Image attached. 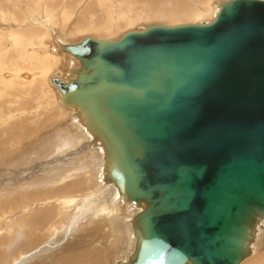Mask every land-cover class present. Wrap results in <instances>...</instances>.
Here are the masks:
<instances>
[{
  "label": "water",
  "instance_id": "water-1",
  "mask_svg": "<svg viewBox=\"0 0 264 264\" xmlns=\"http://www.w3.org/2000/svg\"><path fill=\"white\" fill-rule=\"evenodd\" d=\"M61 49L79 65L51 77L59 101L138 209L115 264H240L264 219V0Z\"/></svg>",
  "mask_w": 264,
  "mask_h": 264
},
{
  "label": "rangeland",
  "instance_id": "rangeland-1",
  "mask_svg": "<svg viewBox=\"0 0 264 264\" xmlns=\"http://www.w3.org/2000/svg\"><path fill=\"white\" fill-rule=\"evenodd\" d=\"M180 1L182 5H176L173 0H155V2L151 0H0V11L1 9L4 11L0 15V59H4L1 61L0 73L6 75L5 77L8 74L10 76L11 72L8 70L16 63L15 66L23 68H19L21 76H25L24 72L28 73L29 64L35 65L28 58L27 53H23L26 46L33 52L42 46L48 48V43H53L51 32L39 24H34L31 17L44 18L59 38L62 37L63 41L72 43L84 36L117 39L124 32L140 30L150 25L201 23L200 19L211 18L212 2L215 0ZM169 10L186 12L180 16L163 15L162 17V13ZM6 29L11 32L12 39H15V34L21 37L20 46H16L14 41L13 44L8 43ZM18 53H21L22 57ZM34 53L38 54V51ZM61 53L54 52L53 55L44 53L41 56L44 61L58 60V65L54 69L62 70L63 74L69 76L68 62L71 57L64 51ZM70 65L77 67L78 61ZM2 77L0 78L3 79ZM38 79L31 87L22 83L23 86H19L21 90L19 94L16 88L8 90L0 85V89L4 90L0 94V101L8 102L2 106L3 109H0V264H115L122 261L130 253L134 243L130 224V219L136 210L133 205L123 202L120 195L114 200L110 196V200L120 207L121 212L122 207L126 211L125 216L121 212L118 213L117 219L114 220L117 222L118 230L112 232L114 225L107 226L105 220L100 219L99 216L93 217L92 214L99 207L88 209L87 203L90 198L76 203L75 207L81 213L73 220L71 216L73 207L65 212L56 204L58 202L60 204L61 196L73 195L79 198L82 194L92 192V186L89 188L85 186L97 179V175L92 177L91 167L94 166V174H97L102 167L104 157L96 149L93 151L95 153L93 157L89 155L94 159V163L90 161L84 163L86 160L84 157H88L89 154L86 152H92L91 140L84 139L86 136L83 135L86 134L78 129L84 128L78 126L79 121L75 122L77 120L75 112L67 113L65 110L71 109L63 107L58 102L55 88L48 85L46 79V83ZM11 100L14 102L10 103ZM46 117L51 119L47 120ZM56 138L59 142L57 140L55 142ZM79 165L83 166L80 171H78ZM89 174L91 176H88ZM78 180H81L83 187L76 188L71 184ZM75 188L76 190H71ZM96 193L98 191L92 196L98 197ZM85 206L88 210L82 212ZM42 208L50 209L52 213L47 220L39 222L34 218V214L36 216L37 211H42ZM97 214L108 220L107 213H101V209ZM114 216L115 213L112 217L115 218ZM121 221L126 227V236L120 234L123 231ZM256 229L253 243L257 247L253 255L240 264H248L251 261L264 264V219L258 223ZM15 234L17 238L14 237ZM22 238L25 241H22ZM16 241H19V244L13 246ZM97 255L98 258L95 257Z\"/></svg>",
  "mask_w": 264,
  "mask_h": 264
},
{
  "label": "bare ground",
  "instance_id": "bare-ground-1",
  "mask_svg": "<svg viewBox=\"0 0 264 264\" xmlns=\"http://www.w3.org/2000/svg\"><path fill=\"white\" fill-rule=\"evenodd\" d=\"M7 1H9V0H7ZM174 2H175V4L176 5H182V2L180 1V0H173ZM227 1V0H226ZM23 2V1H22ZM21 2V3H22ZM151 2H155V0L154 1H152L151 0ZM220 2H222V0H215V1H213L212 2V4H213V7H212V10H211V13H210V16H211V18L209 19V20H206V19H200V21H204V22H208V21H210V20H212L213 19V17H214V15L216 14V12H217V10H218V7H219V3ZM18 3V2H17ZM76 4V3H75ZM124 4V3H123ZM69 5V4H68ZM1 8V7H0ZM8 11H10V10H8ZM126 11V10H125ZM194 11H196V10H194ZM1 14L0 15H2L3 14V12L4 11H2V9H1ZM6 12V11H5ZM120 12V11H119ZM184 12H186V11H175V10H169L168 12H165V13H162V17H163V15H166V16H180L181 14H183ZM131 13V12H130ZM198 13V12H197ZM196 13V14H197ZM192 14V13H191ZM9 15H11V13H9ZM16 16V15H15ZM192 16V15H191ZM4 17V16H3ZM194 17V16H193ZM5 18H7V17H5ZM4 18V19H5ZM3 19V18H2ZM31 19H32V22L34 23V24H39V25H41V26H43L45 29H48L50 32H51V36H52V38H53V43H51V44H49L48 43V48H46V47H39L38 49H36V50H34V51H38V54H36V53H34V51L32 52V50H31V48H29L28 46H26V48H25V52H24V50H23V53L24 54H26L27 53V56H28V58L30 59V60H32L33 61V63L35 64V65H31V64H29L30 65V68L28 69V73L27 72H24V74H25V76L24 75H22L21 76V74L22 73H20V70H19V68L20 69H23L22 68V66H20V67H17V66H15V64L13 65V66H10L11 68H10V70H8L9 72H11L10 74V76H8L7 75V77H5L4 75H1L2 73H0V77L1 76H3L2 78L3 79H1L0 78V85H2V87L3 88H8V90L9 89H12V88H16L17 89V93L19 94V93H21V90H20V85L21 86H30L31 87V85H33V83L35 82V80H37L38 78L39 79H41L43 82H45V79L47 80V83H48V85H51L52 87H54L55 88V90L57 91L56 93H57V97H56V99L58 100V102L60 103V101H59V97H60V93L58 92V89H57V85L55 84V83H53L52 82V80H51V77L52 76H56V77H58V79H61V80H65V81H67L68 80V78H70V77H74V75L71 73V71H70V68L72 67L70 64H72L74 61H76L77 59L76 58H74V57H72L70 54V56L69 57H71V59L69 60V62H68V66H69V68H68V73H70V75L68 76V75H65V74H63V72H62V70L60 71V70H58V69H54L57 65H58V60H46V61H44L43 60V56H41L42 54H44V53H49V54H52V53H54V52H57V54H58V52H60L61 53V51H64V50H62L61 49V45L62 44H67V43H72V42H66V41H63L62 40V37H58V35H56L57 33H55L50 27H49V25L46 23V20L44 19V18H42V17H36V16H34V17H31ZM129 21V20H128ZM8 22V21H7ZM133 22V21H132ZM132 22H130V23H132ZM10 28V27H9ZM54 30H55V28H54ZM5 32L7 33V39H8V43L10 44H13L12 43V41H14V43H16V46H20L21 44L19 43V41L21 40V37L19 36V35H17V34H15V39L13 38L12 39V37L10 36V34H11V32H8L7 31V29L5 30ZM84 37H92V36H84ZM83 38V37H82ZM81 38V39H82ZM94 38V37H93ZM51 39V38H50ZM98 39V38H97ZM48 40V39H47ZM66 40V39H65ZM27 40H24V42H26ZM49 41V40H48ZM79 41V40H78ZM45 42V41H44ZM52 42V41H51ZM77 42V41H76ZM47 43V42H46ZM73 43H75V42H73ZM36 47V46H35ZM15 48V47H14ZM51 52V53H50ZM64 52H66V51H64ZM63 53V52H62ZM61 53V54H62ZM67 53V52H66ZM18 54H20V57H22V54L21 53H18ZM40 55V56H39ZM53 55V54H52ZM63 55H64V53H63ZM19 56V55H18ZM55 56V55H54ZM57 57H59L58 55H56ZM26 57V56H25ZM27 58V57H26ZM23 59V58H22ZM64 59V58H63ZM4 61V59L2 58V59H0V65L2 64L1 63V61ZM60 61V60H59ZM31 62V61H30ZM29 63V62H28ZM19 64V63H18ZM22 65V64H21ZM66 65V64H65ZM78 65H79V63H78ZM2 66V65H1ZM0 66V67H1ZM5 66V65H4ZM37 66V67H36ZM62 66V65H61ZM60 67V66H59ZM14 68V69H13ZM34 68V69H33ZM7 69V68H6ZM64 71V70H63ZM8 73V72H7ZM38 75H41V77H39ZM66 77V78H65ZM19 80H18V79ZM38 79V80H39ZM22 83H23V85H22ZM46 83V82H45ZM41 84V83H40ZM39 84V85H40ZM44 83H42V85H43ZM44 87V86H43ZM26 89V88H25ZM44 90V89H43ZM43 90H41V91H43ZM3 89H0V94H2L3 93ZM26 91V90H25ZM9 93V92H8ZM12 94V93H11ZM43 94V93H42ZM4 95V94H3ZM13 96V95H12ZM14 101L13 100H11L10 101V103H13ZM7 104L8 102L7 101H0V109L2 108V106H4V104ZM61 104V103H60ZM62 105V104H61ZM63 107H65V108H68V109H71V110H65L67 113H69L70 111L73 113V111H75L72 107H66V106H64V105H62ZM10 107V106H9ZM4 108H6V107H4ZM3 109V108H2ZM4 111H6V110H4ZM9 111H11L10 109H9ZM9 111H7V112H9ZM70 112V113H71ZM6 114H8V113H6ZM10 115V114H9ZM68 115V114H67ZM1 116V115H0ZM3 116V115H2ZM48 116H52V115H48ZM28 118V117H27ZM34 119V118H33ZM45 119H51V118H45ZM44 119V120H45ZM74 119V118H73ZM3 120V119H2ZM30 120V119H29ZM75 120V119H74ZM44 122H46V120L44 121ZM43 122V123H44ZM75 122H78V120H75ZM42 123V124H43ZM13 124V123H12ZM15 124H16V122H15ZM15 124H14V127H15ZM28 124V123H27ZM11 125V124H10ZM12 126V125H11ZM30 126V125H29ZM37 126V125H36ZM78 126H80L81 127V123H79V125ZM16 127H17V125H16ZM60 129V128H59ZM58 129V130H59ZM80 131L81 130H83V133H85L86 135H83V137L84 136H86V137H84V139H90L91 140V142H92V144H91V148H90V150L92 151V152H90V151H88V152H86L87 154H88V157H84L86 160H84V163H87V162H91V163H94V159L93 158H91V156L93 157L94 155H95V153L93 152L94 150H96L97 149V151L99 152V153H101L102 155H103V157H104V152H103V148L102 147H100V145H99V141L97 140V138H95V137H93L92 135H90L88 132H87V130L86 129H81V128H78ZM71 132V131H70ZM75 133V132H74ZM87 134H89V135H87ZM79 136V135H78ZM15 138V137H14ZM56 140L58 141L59 139L58 138H56L55 139V142H56ZM77 141V140H76ZM59 142V141H58ZM60 143H62V142H60ZM66 144V143H65ZM63 145V144H62ZM82 146H84V145H82ZM58 147V146H57ZM64 147V146H63ZM62 147V148H63ZM85 148V147H84ZM43 149V148H42ZM58 149V148H57ZM66 149V148H65ZM64 149V150H65ZM91 154V156H89ZM75 155V154H74ZM76 156V155H75ZM85 156H86V154H85ZM23 157V156H22ZM21 157V158H22ZM83 157V156H82ZM89 158H91V159H89ZM18 159V158H17ZM16 159V160H17ZM24 161V160H23ZM72 161V160H71ZM22 164V163H21ZM79 169H78V171H80L82 168H83V166L82 165H79V167H78ZM93 168H94V166L92 165V167H91V169H92V171H91V174H92V177H96L95 175H97V179H94V180H92V182H89L87 185H85L86 187H91L92 186V192H87V194H85V195H81V197H79V198H75V197H73V195L72 196H61L60 198L62 199H60V204H59V202L58 203H56L57 205H58V207H59V209H61V210H63V211H67V209H70V208H72V210H71V216H72V220L76 217V215H80V213H79V211L77 210V207H75L76 206V203H79V202H81L82 200H86V199H88V198H90V201L87 203V205H88V209L89 208H93V207H99L98 209H97V211L95 212V213H93L92 215H93V217L94 216H99L100 217V219H103V220H105V223L107 224V226L108 225H114V229H113V231L112 232H114L115 230H118V228H117V222L116 221H114L115 219H117V217H118V213L119 212H121L120 210H119V206L113 201L114 199H115V197H117L118 196V191H117V188L114 186V185H112V184H109V183H107L105 180H104V161H103V164H102V167L99 169V172L97 173V174H94V172H95V170H93ZM77 170V169H76ZM75 172V171H74ZM77 173V172H76ZM83 173H85V172H83ZM91 174H89L88 176H91ZM76 175V174H75ZM78 175H79V172H78ZM86 176H87V174H85ZM43 177H45V176H43ZM39 179V178H38ZM38 179H36V180H38ZM47 179V178H46ZM87 179L88 178H86V181H87ZM52 180V179H51ZM50 180V181H51ZM62 180V179H61ZM60 180V181H61ZM97 180V181H96ZM27 181V180H26ZM35 181V180H34ZM41 181V180H40ZM44 181V180H43ZM46 182H47V180H45ZM58 181V180H57ZM100 183H99V182ZM24 182V181H23ZM98 182V183H97ZM49 184V183H48ZM71 184H74L75 185V187L76 188H81V187H83V184H82V182H81V180L79 181H76V182H73V183H71ZM103 185V186H101V185ZM21 185V184H20ZM68 187V186H67ZM76 188L75 189H71V190H76ZM99 188V189H98ZM83 191V190H82ZM82 191H80V192H82ZM98 191V193H96L97 194V196L98 197H95V196H92V195H94V193L95 192H97ZM74 192V191H73ZM76 192V191H75ZM79 192V193H80ZM52 195V194H51ZM67 195V194H66ZM70 195V194H69ZM50 196V195H49ZM110 196H112V199L113 200H110ZM121 198V197H120ZM25 199V198H24ZM44 199V198H43ZM54 200V199H53ZM121 200H122V198H121ZM55 201V200H54ZM57 202V201H56ZM129 204V203H128ZM47 208H49V207H47ZM51 208V207H50ZM84 209H82V212L83 211H85V210H88V209H85L86 208V206L85 207H83ZM101 209V213H107V216H106V218L108 219L107 221H106V219L104 218V217H102V216H100V215H98L97 214V212H98V210H100ZM138 209H136L135 210V212L133 213V214H135L136 213V211H137ZM70 211V210H69ZM51 210L50 209H44V208H42V211H37V213H36V216H35V214H34V218L35 219H37V220H39V222H44L45 220H47L49 217H50V215H51ZM115 213V218H113L112 217V215ZM59 214V213H58ZM121 214H123V216H125V214H126V211L124 210V208L122 207V212H121ZM60 215V214H59ZM120 215V214H119ZM109 217H110V219H109ZM120 217H122V216H120ZM132 218V217H131ZM67 219H68V217H67ZM95 219V218H94ZM93 219V220H94ZM98 219V218H97ZM119 219V218H118ZM32 220V219H31ZM33 221H35L34 219H33ZM37 223V222H36ZM60 224V223H59ZM120 224H121V226H123V231L120 233L121 235H124V236H126V227L122 224V221L120 222ZM130 224H131V226H132V220L130 219ZM8 225L9 224H7V227H8ZM51 225V224H50ZM61 225V224H60ZM59 225V228L62 226H60ZM52 226V225H51ZM55 225H53V227H54ZM48 227V226H47ZM56 227V226H55ZM58 227V226H57ZM63 227V226H62ZM118 227H119V225H118ZM6 229V228H5ZM49 229V228H48ZM52 229V228H51ZM63 229V228H62ZM61 229V230H62ZM1 230H3V229H1ZM7 230V229H6ZM9 230V229H8ZM57 230V229H56ZM60 230V231H61ZM131 231H132V227H131ZM59 232V231H58ZM113 235V234H112ZM114 236V235H113ZM14 237H16L17 238V234H15L14 235ZM115 238H117V236H115ZM126 238V237H125ZM22 241H25V239L24 238H22ZM16 244H19V241H16L15 243H13V246H15ZM125 244V243H124ZM124 247V246H123ZM256 247H257V245H254V243H251V245H250V248H251V251H250V255L248 256V257H246L245 259H248L249 257H251L252 255H253V253H254V250L256 249ZM112 248H113V246H112ZM123 249V248H122ZM122 249H120V250H122ZM112 250V249H111ZM122 252H124V250L122 251ZM97 253V252H96ZM118 253V252H117ZM73 254V253H72ZM114 254V252H112V255ZM259 255V254H258ZM263 255V254H262ZM89 256V255H88ZM114 256V255H113ZM96 258H98V255L97 256H95ZM112 257V256H111ZM263 257V256H262ZM69 259V258H68ZM68 259H66V261L68 260ZM95 259V258H94ZM100 259V258H99ZM244 259V260H245ZM72 260V259H71ZM75 260H77V258L75 259ZM78 260H80L79 258H78ZM110 260V259H109ZM244 260H242V263H243V261ZM259 260V259H258ZM69 261V260H68ZM82 261V260H81ZM98 262H99V260H97ZM83 262V261H82ZM247 262V261H246ZM246 262H244V263H246ZM258 262V261H257ZM263 262V261H262ZM85 263V262H84ZM116 263V262H115ZM248 263V262H247ZM83 264V263H82ZM248 264H256V262L255 261H251L250 263H248ZM259 264H261V263H259ZM263 264V263H262Z\"/></svg>",
  "mask_w": 264,
  "mask_h": 264
}]
</instances>
